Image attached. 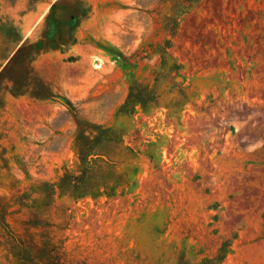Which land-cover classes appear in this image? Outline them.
<instances>
[{
	"label": "rangeland",
	"instance_id": "374dc122",
	"mask_svg": "<svg viewBox=\"0 0 264 264\" xmlns=\"http://www.w3.org/2000/svg\"><path fill=\"white\" fill-rule=\"evenodd\" d=\"M0 264H264V0H0Z\"/></svg>",
	"mask_w": 264,
	"mask_h": 264
},
{
	"label": "trees",
	"instance_id": "16d2710c",
	"mask_svg": "<svg viewBox=\"0 0 264 264\" xmlns=\"http://www.w3.org/2000/svg\"><path fill=\"white\" fill-rule=\"evenodd\" d=\"M77 123L79 126V130L76 136L77 153L82 164H85V162L88 161L87 157L92 154L94 147L102 141V133L105 131V129H103V127L100 125L86 122L81 118L77 119ZM85 126L90 132L89 135H87L86 131L83 130ZM93 132H96L97 134H94ZM80 170L81 173L78 174L75 170L65 168L63 175L57 182V188L60 193L68 194L71 196H75L80 193V184L82 183L81 181L85 178L86 174L85 172H83V169ZM81 194V196H85L90 193L85 190L82 191ZM2 222L4 226H9L5 220H2Z\"/></svg>",
	"mask_w": 264,
	"mask_h": 264
}]
</instances>
